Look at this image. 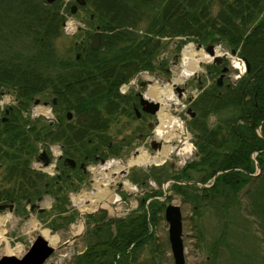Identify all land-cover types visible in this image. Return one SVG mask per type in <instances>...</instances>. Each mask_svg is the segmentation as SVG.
Here are the masks:
<instances>
[{"label":"trees","instance_id":"trees-1","mask_svg":"<svg viewBox=\"0 0 264 264\" xmlns=\"http://www.w3.org/2000/svg\"><path fill=\"white\" fill-rule=\"evenodd\" d=\"M59 1L18 0L16 14L4 17L11 27L10 41L5 43L12 48L17 30L30 37V44L19 52L0 49V94L8 89L16 100L0 125V167H4L0 203L24 207L51 192L60 219L70 217L71 213L62 215L69 210L63 209L67 200L59 196L60 189L50 191L54 183L31 167L39 145L63 142L66 155L92 157L106 146L108 116L128 111L131 97L120 94L119 86L139 71L154 68L162 38L180 36L185 40H179L177 48L186 39L222 43L237 51L249 68L235 84L215 83L194 102L196 116L190 125L197 149L180 174L172 176L176 180L172 190L196 192L198 181L205 183L216 175L199 197L236 203L239 186L254 177L258 164L262 184L246 194L264 223V0H84L103 38L98 50L81 45L79 57L57 54L55 40L63 33L65 19ZM42 95L56 98L58 123L24 117L23 111ZM65 111L73 112L74 121L60 113ZM210 113L221 115L213 126L207 122ZM193 171L202 172L197 182L177 183L190 179ZM159 195L160 191L146 195L126 216L110 218L105 209L87 214L85 249L73 264H130L133 251L155 239L153 228L165 206L154 198ZM148 198L152 199L146 205Z\"/></svg>","mask_w":264,"mask_h":264},{"label":"rangeland","instance_id":"rangeland-1","mask_svg":"<svg viewBox=\"0 0 264 264\" xmlns=\"http://www.w3.org/2000/svg\"><path fill=\"white\" fill-rule=\"evenodd\" d=\"M43 1L47 3L46 0ZM19 3L18 0H12V2L11 0H0V42L4 41L0 49H7L10 52L24 51L23 48L30 44V37H26V34L17 30L13 31V34L17 35V41L12 48L9 46L10 43H5V40L10 41L9 31L11 27L9 25L10 22L4 21V17L14 16L17 12L16 6ZM59 3L65 21L63 33L55 40L56 51L59 56H75L81 51V45L86 47L91 42L92 35L96 31V25L92 22L94 16L87 4L80 5L76 0H60ZM74 5H76V11L71 13V7ZM214 10H217V8ZM179 40H185V37L162 38L163 46L155 55L154 68L152 70L139 71L129 82L125 83V91L127 90V95H133L139 91L148 96L147 91L150 86L147 83L166 85L170 83V79L180 78L181 81L176 82V87H183L185 89L184 93L180 97L175 87H172L174 99L166 100L161 107L181 123L182 131H175L177 137L165 142L163 138L156 137V130L160 123L158 114L151 117L146 116L141 120L136 118L133 109L130 107L128 111L108 116L109 126L105 134L107 136L106 146L99 149L98 155L106 158L105 163L108 166L103 172L111 178L108 191L113 194L114 199L109 202L97 203L94 207H89L87 210L92 212L94 209L104 208L110 218L124 216L135 209L137 210L138 204L143 197L160 191L162 195H165L164 197L160 195L157 197L164 201L165 206L169 203L180 205L185 264H264V223L261 215L253 207V198L250 200L246 194L248 191L253 192L255 189L260 188L262 184L261 179H257L263 173L258 164L255 165L254 177L239 186L236 203L228 201L224 205V201L221 198H217L215 201L200 198L199 196L202 194L203 189L202 185L211 183V180L205 183L198 181V178L202 176V172L193 171L190 179H184L185 182L189 183L198 181L195 184L196 192L187 191L184 194H179L172 190V176L180 174L183 167L195 157L194 154L197 149L194 132L190 125L192 112L188 108L196 110L194 102L204 89L212 88L215 85L221 71L219 67H213L211 58L201 62L199 69L195 72L191 74L184 73L185 65L182 62V51L186 46L192 44L196 50H202L207 54L208 52L206 51L207 48H205L206 44L199 46V42L192 39H186L182 46L177 48ZM213 45H215L214 49L218 48L220 56L225 54L221 56L223 60L221 66L228 68L221 87L231 83L235 84L246 73L244 60L239 56L236 57L237 55H233L225 44L216 43ZM165 70H168L169 73H165ZM142 83H144V86H141ZM4 91L7 92L9 90L5 89ZM39 99L41 104L43 101L49 102L51 96L42 95ZM39 107L41 105L35 106L32 103L25 118L29 117L30 119L43 122L45 119L39 113ZM222 112L225 111H221L220 114ZM60 113L64 114V112ZM220 114L210 113L208 124L213 126L221 117ZM55 115L58 116V112L51 109L48 117L52 119ZM148 121L152 123V126L148 127ZM140 133L143 134L141 138H139ZM153 140L171 148L164 163L161 165L135 164L127 166V162L139 154H135L139 149L148 150L150 157L156 156L158 148H155L153 152L150 145ZM109 144L113 148L112 150L108 148L110 147ZM41 148L43 146L39 145L38 153ZM253 157H256V153H254ZM37 163L35 159L32 160V168L37 169ZM103 166L104 164L99 161L90 160L87 173L80 175L73 173L71 180L61 184V186L54 184L49 187L50 191L53 188L55 190L60 189L59 196L66 197L67 203L63 206V209H72L70 210L71 215L67 219H60L56 209L52 207L55 204V196L51 192L46 193L43 200L38 202L42 208H45L43 213L36 209L31 211L30 205L19 207V210L9 211L5 209L0 211V219H4L0 224V229H2V234L0 235L2 240L0 242V257L9 254L6 249V243L12 248L19 245L20 249L14 254L16 256L23 255L31 241L41 234L42 229L47 228L50 229L52 234L58 235L59 238L57 242L51 243L55 251L46 264H73L74 256L85 247L82 235L86 225L84 222L85 216L79 211L82 204H77L75 197L80 195V193L91 195L97 192L98 187L93 181L95 172L93 173L90 169L96 171ZM3 168L0 167V180L4 171ZM121 170L126 171V175H122ZM153 173L158 178L154 177ZM46 175L49 178V184H51L53 180L48 174ZM126 179L134 186V191L127 189L122 184ZM65 214L66 211L62 213V215ZM33 220H36L37 226L31 229L30 222ZM81 224L83 227L78 231V227ZM153 232L155 239L150 240L143 247L135 249L132 253L133 260H130V264H174L168 240V223L164 218V209L160 214L156 227L153 228ZM75 235H78V237L73 240ZM67 241L69 242L64 244Z\"/></svg>","mask_w":264,"mask_h":264},{"label":"bare ground","instance_id":"bare-ground-1","mask_svg":"<svg viewBox=\"0 0 264 264\" xmlns=\"http://www.w3.org/2000/svg\"><path fill=\"white\" fill-rule=\"evenodd\" d=\"M215 53L218 54L219 50L218 48L214 49ZM211 56H209L207 53L203 52L202 50H196L194 46L188 45L186 46L183 51H182V62L185 65L183 72L186 74H191L195 72L196 70L199 69L200 63L210 60ZM235 62L238 64V62L235 60ZM180 78H174L172 80V83L180 82ZM147 94L149 97L152 99L160 102L163 105V102H166V100H173L174 99V94L172 91V85L167 84V85H159L158 83L152 84L148 91ZM39 113L42 114H47L48 109L47 108H42L39 107L38 109ZM158 116L160 118V123L157 127V138H163L165 142H169L171 139L174 137H177V134L175 131H182V125L181 123L175 119L171 114L161 108L160 111L158 112ZM171 151L170 146H164L162 147V150L160 151L159 154L156 156L150 157L149 154L145 151L142 150L140 154H138L135 158H131L127 162V166L131 165H150V164H161L164 159L167 157L168 153ZM111 178L108 174L103 172V169L100 168L98 172H96L95 175V183L98 187L97 192L93 194H87L84 193L82 194L83 196L89 198L91 202H94L96 200L99 201H104V202H109L114 199L113 194L108 193V185L110 182ZM101 184L102 187L99 185ZM124 186L127 189H130L134 191V186L131 184L129 180H124L123 181ZM79 200V197L76 199ZM82 209H84L82 207ZM4 219H0V223H2ZM31 229H34L37 226L36 220H33L30 222ZM83 225H79L78 231L82 229ZM42 235L49 241V243H54L58 241V235L50 233V231L47 228H44L41 230ZM2 234V230L0 229V235ZM7 252L8 253H14L17 252L20 249V246H17L15 248H11L8 244L6 246Z\"/></svg>","mask_w":264,"mask_h":264},{"label":"water","instance_id":"water-1","mask_svg":"<svg viewBox=\"0 0 264 264\" xmlns=\"http://www.w3.org/2000/svg\"><path fill=\"white\" fill-rule=\"evenodd\" d=\"M55 0H47V2L51 3ZM79 3H84L83 0H77ZM76 6H72L71 11L75 12ZM101 41V32L97 31L93 35L92 41H91V48L96 50L99 48ZM207 51L210 54H213V50L211 47L207 48ZM215 60H220L219 57H216ZM227 68H224L223 71H226ZM222 77L218 79V82H220ZM142 103H146L147 107H143L145 111H148L150 113H155V111L159 107V103L148 101L146 99H141ZM35 103H38V100L35 101ZM68 118H71V113L67 114ZM42 156V155H41ZM66 161H71L73 163V160L66 159ZM12 209V204H1L0 210L4 208ZM34 208V205L32 206ZM164 216L166 221L168 222V239L170 243L171 253L173 256L174 264H185V255H184V244H183V238H182V214L181 209L179 205L174 204H168L164 211ZM54 251V248H52L48 241L44 239L41 235H38L33 243L31 244L28 251L21 257L18 258L14 255H5L0 258V264H44L47 258L50 256V254Z\"/></svg>","mask_w":264,"mask_h":264},{"label":"flooded vegetation","instance_id":"flooded-vegetation-1","mask_svg":"<svg viewBox=\"0 0 264 264\" xmlns=\"http://www.w3.org/2000/svg\"><path fill=\"white\" fill-rule=\"evenodd\" d=\"M219 68L221 66L220 63L216 64ZM221 70V68H220ZM221 73V72H220ZM219 73V75H220ZM225 77V76H224ZM144 83L141 84V86ZM141 93L139 91H137L135 94L131 95V109H133V112L135 113L136 118L138 119H143L144 117H151L153 116L152 114H150L148 111H145L143 109V107H147L146 103H142L141 102ZM1 115V114H0ZM2 116H0L1 121H6V118L4 117V119L1 118ZM56 122H59V119H56ZM51 125L54 123L53 121L49 122ZM148 127L152 126V123L150 121L147 122ZM143 137V134L140 133L139 134V138ZM60 148L63 150L65 149V145L63 143H59ZM153 146L155 147H159L160 144L159 143H153ZM74 161L73 163L71 161H66L65 160V156H63V153L61 156H59L57 158V163L55 165V173H54V182L55 184H63L68 180H71L73 173L74 174H84L86 172V168H87V164L90 161L88 155H83V156H79L78 154H76L75 157H71ZM93 158L95 160H102L103 157H100L99 155H95L93 156ZM50 159V155H43V157L41 158L42 162H48ZM51 161V159H50ZM72 183V182H71Z\"/></svg>","mask_w":264,"mask_h":264}]
</instances>
